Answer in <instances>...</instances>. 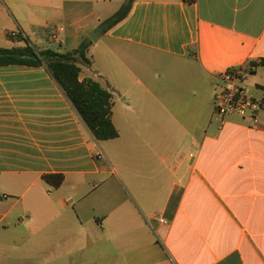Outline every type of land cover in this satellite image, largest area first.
I'll return each mask as SVG.
<instances>
[{
	"label": "crops",
	"instance_id": "1",
	"mask_svg": "<svg viewBox=\"0 0 264 264\" xmlns=\"http://www.w3.org/2000/svg\"><path fill=\"white\" fill-rule=\"evenodd\" d=\"M125 1L0 0V46L91 41L79 78L118 129L96 139L45 65H0V264H264V108L214 105L230 66L264 97V0H133L106 30Z\"/></svg>",
	"mask_w": 264,
	"mask_h": 264
},
{
	"label": "trees",
	"instance_id": "2",
	"mask_svg": "<svg viewBox=\"0 0 264 264\" xmlns=\"http://www.w3.org/2000/svg\"><path fill=\"white\" fill-rule=\"evenodd\" d=\"M195 1V0H190ZM133 0H126L120 8L103 23L106 30L125 19L131 11ZM47 37L53 29L36 26ZM12 41L22 40L24 44L0 46V65L23 64L31 66L45 65L53 73L64 93L85 122L86 126L98 140H107L118 136V129L112 121L113 93L99 81L92 78L80 80V61L89 63L87 50L90 40L83 41L72 51L61 52L53 47L40 48L22 31L7 32ZM264 65V57L260 60ZM44 178L54 186H60L64 180L62 173H47Z\"/></svg>",
	"mask_w": 264,
	"mask_h": 264
},
{
	"label": "built area",
	"instance_id": "3",
	"mask_svg": "<svg viewBox=\"0 0 264 264\" xmlns=\"http://www.w3.org/2000/svg\"><path fill=\"white\" fill-rule=\"evenodd\" d=\"M217 91L214 105L216 114L221 117L239 114L258 125L264 108V97L257 96L245 82L244 71L237 66H230L217 73ZM100 152L98 157H102ZM164 220V219H162Z\"/></svg>",
	"mask_w": 264,
	"mask_h": 264
},
{
	"label": "water",
	"instance_id": "4",
	"mask_svg": "<svg viewBox=\"0 0 264 264\" xmlns=\"http://www.w3.org/2000/svg\"><path fill=\"white\" fill-rule=\"evenodd\" d=\"M103 29H104V26H99V27H97L95 30H93V31L89 34L90 38H91L92 40H94V41L98 40L99 33H100V31H102Z\"/></svg>",
	"mask_w": 264,
	"mask_h": 264
},
{
	"label": "rangeland",
	"instance_id": "5",
	"mask_svg": "<svg viewBox=\"0 0 264 264\" xmlns=\"http://www.w3.org/2000/svg\"><path fill=\"white\" fill-rule=\"evenodd\" d=\"M120 3V2H119ZM31 33V32H30ZM104 40V39H103ZM19 43V41H17ZM55 48H60L61 46H59L58 44L56 43H53L52 44ZM37 47H39L37 44H36Z\"/></svg>",
	"mask_w": 264,
	"mask_h": 264
}]
</instances>
